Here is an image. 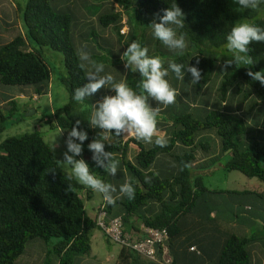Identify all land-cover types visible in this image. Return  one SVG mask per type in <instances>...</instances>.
Wrapping results in <instances>:
<instances>
[{"label": "trees", "instance_id": "1", "mask_svg": "<svg viewBox=\"0 0 264 264\" xmlns=\"http://www.w3.org/2000/svg\"><path fill=\"white\" fill-rule=\"evenodd\" d=\"M98 1L111 8L98 18L95 28L100 30L98 37L105 40L104 46L90 39H95V34L78 35L79 26L74 14L54 9L52 0H27L22 14L24 36L0 46V87H49L54 68L44 57L45 49L63 56L65 72L59 81L67 93V102L53 114V124L45 114L42 120L50 129L64 131H70L75 121L80 120L81 127L88 131L89 142L97 138L100 131L88 125L93 106L107 94L101 90L83 105L72 99L75 89L87 82L88 67L81 66L80 48L88 44L94 51L95 45L109 50L110 54H93L91 58L97 62L96 58H99L105 66L119 65V59L112 54L116 42L110 38L116 37L119 47L120 42L123 43L121 52L126 49L125 38L135 29L127 11L132 10L136 28H145L158 20L157 17L173 2ZM175 3L185 15V28L179 31L185 34L188 49L196 48L197 52L186 53L173 61L198 66L201 80L194 86L190 84L189 96L184 98L179 81L168 78L173 87L181 90L176 103L170 105L171 110L179 109L178 112L174 110L173 117L165 119L166 112L171 110L156 105L160 108L159 135L167 139L166 146L147 145L135 136L125 140L122 135L113 138L111 146L106 147V151L120 159L121 170L127 175L124 182L128 179L133 182L135 199L124 198L117 201L116 206L106 207L101 198L95 216L90 217L85 203L95 197L94 191L69 179L71 174L57 162L41 133L34 130L6 139L0 144V264H18L26 246L33 241L51 246L56 261H45L46 264H76L77 258L90 253L91 239L96 231L111 241L97 224L101 209L106 213V224L117 218L122 220L123 233L128 238L143 235L142 230L129 232L134 223L167 233L164 244L155 245V260L150 261L120 246L118 264H158L164 253L172 259L168 264H175L174 243L183 236L180 221L198 206L205 204L209 210L214 207L218 209V216L228 213L230 217H224L232 221L238 218L237 212L245 209L243 203L249 200L258 203L263 199L264 86L253 81L247 73L264 69V44L250 45L252 65L233 64L227 68L224 65L232 59L225 47L231 28L245 20L264 27V12H241L235 0H175ZM123 18L127 19L129 29L126 36L120 34ZM158 48L159 45L155 52L149 51V55L162 57L173 53L166 47L159 48L160 51ZM140 79L138 74L128 71L127 82L138 92H142L138 87ZM214 91L210 97V92ZM33 94L42 95L40 91ZM246 101L249 104L244 113L240 108ZM84 106L88 108L84 109ZM19 109L14 100L0 106V134L6 130L7 122L14 120L12 113ZM254 113H258V117L253 123L251 116ZM208 135L218 140L214 148L207 143ZM130 145L136 146L137 151L132 160H127ZM224 157H227L222 165L225 171L237 172L247 181L255 179L259 184L245 185L241 190L233 191L207 189L203 173L218 165ZM165 160L173 164V171L164 173L155 168L156 162ZM210 197H216V201L208 200ZM256 206H253V212L257 211ZM258 212L263 214L264 210ZM248 236L231 234L216 239L215 264H252L250 247L260 237ZM191 250L200 255L198 249Z\"/></svg>", "mask_w": 264, "mask_h": 264}, {"label": "clouds", "instance_id": "2", "mask_svg": "<svg viewBox=\"0 0 264 264\" xmlns=\"http://www.w3.org/2000/svg\"><path fill=\"white\" fill-rule=\"evenodd\" d=\"M235 4L241 12H264V0H235ZM157 19L158 22L153 20L148 26L152 30L153 38L169 51L182 55L188 48L185 34L179 31L185 28L182 9L173 0L171 6ZM254 43L264 44V27L251 22L234 25L226 36L225 45L232 59L224 67L233 64L252 65L250 45ZM79 59L82 67H88L87 82L75 89L72 99L83 105L102 89H108L112 94L102 96L93 106L88 125L92 129L100 130L97 138L89 142L88 131L81 127L80 120H76L67 136L63 137L66 151L62 153V160L57 162L70 171L69 179H75L80 185L101 194L106 207L116 206L117 201L124 198L135 199L136 189L133 182L128 179L117 187L102 179L83 158L85 145L91 153L92 165L102 169L109 177H116L121 171L120 159L111 151H106L113 138L131 133L138 141L147 145L166 146L167 139L158 134L160 108L153 107L150 100L164 107L175 104L179 92L170 84V75L183 82L186 74H190L191 84L194 86L201 80V70L198 66L174 61H168L165 66V61L159 56L149 55L148 47L139 41H133L122 52L120 60L124 69L138 74L141 78L138 87L142 92H138L128 84L126 75L116 81L112 74L105 71L104 63L91 58L86 46L80 48ZM198 64L197 60L196 65ZM247 75L264 86V69L248 71ZM63 132L61 130L53 138L51 150L59 147L58 141Z\"/></svg>", "mask_w": 264, "mask_h": 264}, {"label": "rangeland", "instance_id": "3", "mask_svg": "<svg viewBox=\"0 0 264 264\" xmlns=\"http://www.w3.org/2000/svg\"><path fill=\"white\" fill-rule=\"evenodd\" d=\"M88 2L96 3V0H87ZM27 3V0H19V4H21L22 7ZM79 3H76L78 5ZM93 9V8H92ZM67 12L69 13V10L66 9ZM91 10V9H87ZM23 14V13H22ZM127 16L130 17V23L135 26L133 32H131V35L129 37L125 38L126 41V47L128 44H130L133 41H139L143 46H146L149 48L150 53L155 52L156 48L159 45V48H165L159 41L155 40L152 36V30L149 27H139L136 28L135 22L133 21V12L132 10L127 11ZM153 22V21H152ZM158 22V20H157ZM244 22H251L248 20H245ZM97 26V23H94L93 27L89 26V33L95 34V39L90 38L92 41L95 40V42H99L104 46L105 40L103 38L98 37V32L100 30H95V27ZM152 40V41H151ZM150 42V43H149ZM95 45V44H94ZM102 46V47H103ZM120 47L123 50L124 45L122 42H120ZM96 51H91L90 55L93 53L95 56L96 54H110V51L107 50L105 51L104 49L102 50L100 47L96 46ZM158 48V51L160 49ZM120 49V50H121ZM113 52L112 54H116L117 50H119V46L116 44L113 45ZM197 52L196 48L192 49H186L185 52L182 54L186 53H193L195 54ZM119 53V52H118ZM122 53V52H121ZM182 55H177L176 53H172L169 55H165L160 57L162 60L165 61V66L167 65L168 61H173L177 57L182 56ZM44 57L50 64L52 68H54V75H53V89H50V94H51V99H49L48 95H41L39 98V102L37 100H31L29 98L27 99H22V100H27L32 101L29 103V105L32 106L30 108L31 110L28 111L29 107H27L26 111L23 110V108L20 107L19 103L23 102L20 99H17V103L20 107L18 112L12 113V122L8 121L6 124V130L0 134V144L5 141L6 139L12 138V137H17L21 136L27 132H32L34 130H37L41 135L43 136L45 142L49 145L51 148V143L53 141V138L61 131L59 129H50L49 124L45 123L42 120L43 116V109H46V112L44 114L46 117L50 120V124H53L54 122V116L53 112L57 113L59 112L64 105L67 102V93L64 89V87L61 85L59 78L64 76L65 72V67L63 64V56L60 54H57L55 52H52L49 49H45L44 52ZM96 58V57H95ZM99 62V58H96ZM119 67H123V62L120 61L118 62ZM189 66H191L189 64ZM126 70V69H124ZM116 81H119V77L117 75H113ZM169 78H175L174 75H170ZM179 81V80H178ZM170 84H172L171 81H169ZM218 84V82H216ZM191 77L190 74H186L185 79L183 82L179 81V85L181 88L178 89V92L181 90L182 94L185 95L184 98L189 96L190 89H191ZM2 89V90H1ZM3 89L5 90L3 92ZM19 88L17 87H2L0 88V102H5L8 100V95L6 94V90H11L13 92V95L20 93ZM214 89V88H213ZM104 90V89H102ZM215 90V89H214ZM105 91V90H104ZM106 93V91H105ZM215 91L212 93L210 92V97L211 95H214ZM107 94V93H106ZM37 96V95H36ZM182 96V95H181ZM38 97V96H37ZM2 98V99H1ZM180 98V96H179ZM94 97H92L90 100H93ZM25 101V102H27ZM28 105V106H29ZM53 106V109H52ZM88 106H84V109H87ZM171 110V107H169L168 111ZM179 111L176 109H173L169 112H166L165 114V119H168V117H173L175 115V112ZM5 115L6 112H3ZM13 123V124H10ZM64 131V130H63ZM68 131H64L62 136L59 138V147H56L53 151L54 156L56 160H62V153L66 151V146L63 143V137L67 136ZM158 134H161V132H158ZM134 135L129 133L125 135V140L129 138H133ZM208 141L207 143L214 148L215 144L218 143V140L213 136V135H208ZM93 140V138H92ZM87 144V142H86ZM137 151L136 146L130 145L129 152L127 155V160H132L133 157L135 156ZM87 148L85 145V152L83 154V158L89 162L90 166L93 167V170L97 172V174L104 179L106 182H110L113 185L119 187L120 184L124 183V180L126 179L127 175H125L122 170L118 173L116 177H109L106 173L103 176V170L102 169H97L95 168L92 163H90L91 160V153H87ZM116 156V155H115ZM117 157V156H116ZM118 158V157H117ZM227 161V157H224L221 159V161L218 163V165L209 168L208 171H205L203 173V181H204V186L212 191H233V190H241L242 187H252L259 182L255 179L247 181L242 175H240L237 172H227L223 169L222 165H224ZM64 168V167H63ZM67 172L70 173V171L67 168H64ZM71 174V173H70ZM95 197L91 200L90 203H85L87 212H91L90 207L94 203H98L101 201V194L94 192ZM258 199V198H257ZM260 203L264 204V194H263V199L260 200ZM262 213V212H261ZM264 214V212H263ZM224 215V214H223ZM224 216L230 217L228 213H226ZM256 221V220H254ZM241 225V223H240ZM264 224L261 221L257 222V227L255 226L252 230L253 232V237H260V242L263 245L262 250L264 251V229L262 227ZM142 229V226H141ZM259 230V234H256V231ZM102 234L99 231H96L94 233V236L91 239V250L88 255L82 256L80 258H77L75 261H83V262H88L90 264H118V258L119 254L121 252V247L118 244L113 243L112 241L106 240L104 237L101 236ZM249 236L251 237L252 234L249 233ZM248 236V237H249ZM165 252H167L166 249H164ZM166 256V254H165ZM167 257V256H166ZM28 260H34L38 263L43 262V261H56L55 255L52 254V249L50 247H46L42 242L40 241H33L30 242L26 246V250L24 254L18 259V263L21 264L22 262L28 261ZM169 258H165V261L168 263ZM41 264V263H40Z\"/></svg>", "mask_w": 264, "mask_h": 264}, {"label": "crops", "instance_id": "4", "mask_svg": "<svg viewBox=\"0 0 264 264\" xmlns=\"http://www.w3.org/2000/svg\"><path fill=\"white\" fill-rule=\"evenodd\" d=\"M76 3H79L76 5ZM52 5L54 9L62 12H67L66 9L69 10L73 16L76 18L75 20L78 21L77 28L78 35L79 33L83 36H87L90 32L89 26L93 27L94 23H98V18L104 13V12H110L108 7L109 5L105 4L103 1L96 0V3L88 2L87 0H52ZM116 7V5H115ZM25 8L19 4V0H0V46L7 44L11 42L14 38L18 36H24L25 32L23 29V21H22V13ZM93 8V9H92ZM91 9V10H87ZM98 27V24L95 28ZM109 37L106 35V38ZM105 38V39H106ZM113 42H116V37L113 36V38H110ZM86 50L90 53L91 51H94V47L88 44L85 45ZM88 46V49H87ZM119 46V45H117ZM113 49V48H112ZM121 48L119 47V50H117L116 54H114V57L116 60H120ZM119 52V53H118ZM93 53L91 54V56ZM101 57V55H100ZM105 71L107 73H110L112 75H117L119 79H121L123 76H128V70H124L122 67H119V65H109L105 66ZM48 85V84H47ZM1 88V87H0ZM50 89H53V78L48 86H41V87H32V88H23L18 89L20 93L13 95V92L11 90H6V94L8 95V100L5 102H0V106H5L6 103L10 102L11 100H14L17 102V99H21V96H25V99L29 98L34 95L33 93H36L37 91H40L42 95H48L49 99H51ZM2 90V89H1ZM107 93V95H110L112 93L109 92L108 89H104ZM5 90L3 89V92ZM41 95H38V100ZM2 99V98H1ZM23 102H20L19 105L21 108H23L24 111H26L27 107H29L28 111H30L32 108L31 105H29L32 101L22 100ZM27 101V102H25ZM152 106L156 107L157 104L155 101H152ZM248 102L246 101L242 108H240L241 111L246 112L248 108ZM29 105V106H28ZM163 105H161L162 107ZM170 106L163 108H168ZM53 109V106H52ZM46 112V109L42 110ZM256 112V111H255ZM54 114V112H53ZM258 117V113H254L251 116L252 122H256V119ZM155 168L163 171L164 173H168V171H173V164L171 165L169 161H158L155 164ZM94 198V197H93ZM208 200L210 201H216V197H210ZM243 203L242 205H245V209L240 210L238 213V218L234 219L232 221L227 220L224 216H218V209L212 207L207 208L205 204H201L196 208V210L193 211L190 215L185 216L180 221V226L183 230V236L179 240H177L174 243V256L176 258L175 264H215V261H213V258L217 256L218 254V243H216V239L221 238L223 236L236 234L238 236H248L249 233L252 234L251 237H253V228L256 226V221H261L264 223V215L258 212L259 210H264V204L258 203L255 201H251ZM91 202V201H90ZM87 202V203H90ZM101 202L94 203L91 205L90 210L91 212H88V215L90 217L95 216L96 209L100 205ZM255 204V205H254ZM258 204V205H257ZM257 205V206H256ZM253 206H256L255 212H253ZM231 208V207H230ZM217 210V211H216ZM236 211V209H234ZM211 211L209 214L208 212ZM258 219V220H257ZM256 220V221H254ZM241 223V225H240ZM141 224L134 223V227L131 228L129 231L130 233H135L136 231L141 230ZM264 229V226L262 227ZM100 232V231H99ZM101 233V232H100ZM102 234V233H101ZM256 234H259V230L256 231ZM94 236V235H93ZM103 237V235H101ZM198 249L200 252V255H197L192 251L191 249ZM252 250V264H264V253H263V245L262 243L257 240L253 243V245L250 247ZM196 252V251H195ZM165 253L162 254L161 259L159 260L158 264H168L172 263V259L168 260L167 263L165 261ZM212 258V259H211ZM41 264H46L45 261L40 262ZM34 260H28L25 262H22L21 264H40ZM19 264V263H18ZM76 264H90L88 262L83 261H77ZM97 264V263H94Z\"/></svg>", "mask_w": 264, "mask_h": 264}, {"label": "built area", "instance_id": "5", "mask_svg": "<svg viewBox=\"0 0 264 264\" xmlns=\"http://www.w3.org/2000/svg\"><path fill=\"white\" fill-rule=\"evenodd\" d=\"M129 32L127 19L123 18L122 28L120 34L126 36ZM21 99H25V96H21ZM38 97L33 95L31 100H37ZM106 213L104 210L98 211L97 224L101 230L106 234V236L115 244L119 246L127 247L128 249L136 252L145 259L150 261L155 260V245H163L167 239L166 231L151 230L142 227L143 235L140 237L138 235H133L131 237L124 236L123 224L120 218L114 219L109 223H105ZM165 252V250H164Z\"/></svg>", "mask_w": 264, "mask_h": 264}]
</instances>
